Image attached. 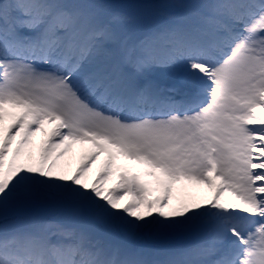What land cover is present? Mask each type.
<instances>
[{"label":"snow or ice","instance_id":"obj_1","mask_svg":"<svg viewBox=\"0 0 264 264\" xmlns=\"http://www.w3.org/2000/svg\"><path fill=\"white\" fill-rule=\"evenodd\" d=\"M262 113L264 0H0V264H264Z\"/></svg>","mask_w":264,"mask_h":264},{"label":"rangeland","instance_id":"obj_2","mask_svg":"<svg viewBox=\"0 0 264 264\" xmlns=\"http://www.w3.org/2000/svg\"><path fill=\"white\" fill-rule=\"evenodd\" d=\"M117 2L120 3H126V4H142V3H152V2H156V0H117ZM174 2H179L178 0H174ZM12 123L11 118H6L5 123H4V127L7 128L10 124ZM55 125H46L45 126V133H37V135L34 137L35 143L36 145L39 147V139L41 137L44 136V134H47V139L50 138V134L52 133L53 129H54ZM17 140L19 139V137L16 138ZM79 147V149L77 150V148ZM85 148L87 149V152L79 158H76V155L80 152L82 153V149ZM57 151H60V149H57ZM96 149L94 147L93 144L91 143H76L72 145L71 150L69 151V153L59 162L61 168L63 169V171L68 175L71 176L72 174H74L76 172V170L82 166L83 164L88 163V157L95 152ZM107 160V155L105 153H101L99 158L95 161V163H93L91 165V167L85 172L84 174V179L86 180V182L89 184V186L91 187L93 181L95 180V178L97 177L98 174H100V172L103 170V165L105 164ZM120 163L128 168H130L133 171H142L143 170V166L142 165H137L134 162H130V161H125L123 159H121ZM116 181L112 180L109 181L105 187L108 189H111L112 187H114ZM189 186H187V188L184 191L180 190V186H177V189L174 190L173 192V205L175 206L177 204L178 199L183 198V199H187L189 201L194 200L193 197H189V195L191 194L189 191ZM192 194H195V192H193ZM130 198L126 197L124 201H122V203H127L128 200ZM156 213H153V215H155Z\"/></svg>","mask_w":264,"mask_h":264},{"label":"bare ground","instance_id":"obj_3","mask_svg":"<svg viewBox=\"0 0 264 264\" xmlns=\"http://www.w3.org/2000/svg\"><path fill=\"white\" fill-rule=\"evenodd\" d=\"M264 114V113H262ZM47 134L43 137H41L38 141V145H41L42 143H45L48 139H47ZM15 144V141L13 142ZM77 148V147H76ZM79 149V147L77 148V150ZM87 152V149L83 148L82 149V153H78L76 155V158L82 157L85 153ZM189 191H190V195L189 197H193L194 200L199 201L201 203H206L209 199L212 198V196L214 195V190L213 189H209L207 186L205 185H190L189 187ZM193 192H195V194H192ZM228 197L225 195V199H227Z\"/></svg>","mask_w":264,"mask_h":264}]
</instances>
